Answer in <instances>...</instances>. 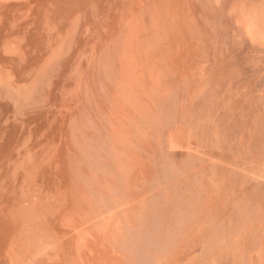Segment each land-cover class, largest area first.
<instances>
[{
    "label": "bare ground",
    "instance_id": "1",
    "mask_svg": "<svg viewBox=\"0 0 264 264\" xmlns=\"http://www.w3.org/2000/svg\"><path fill=\"white\" fill-rule=\"evenodd\" d=\"M20 1L19 3H21ZM52 1L55 2V0ZM69 1L71 3V0ZM75 1L77 3V1L82 2L87 0H72V3L74 4ZM5 2L6 1L2 3L1 1L0 3L3 5ZM63 2L66 1L63 0ZM111 2H109V5L114 3ZM16 3L17 2L14 4ZM61 3L59 2L60 5ZM40 4L42 6V3ZM16 5L18 6V3ZM56 5H58V2ZM112 7L114 8V6ZM13 8L14 7H12V9ZM125 8L127 10L125 12V16H128L124 20L125 25L122 26L123 28H121L122 30L120 31V35L117 36V40L114 42V45L125 47L127 49L129 48L128 51H130L132 55V57L129 55L131 57L130 62L127 70L125 69V76L126 79H128L126 83L128 84L121 89L122 93L119 94L123 98V101L127 103V106L124 107L123 111L120 110L118 108L119 105H117L120 104L118 101L119 98H117L118 95H113L117 98V100H115L114 97V100L118 101L117 104L114 100V103L112 102V106L113 108L115 107L116 110L113 109L110 112L108 111L111 113V115H103L105 118L104 120L107 122V126H104L103 129H100L99 126H97V124L93 121L94 119L90 117L92 114H87L91 110L89 112L85 111L87 113L84 114L83 110H87L89 107L93 106V104H90L91 101L87 100L88 96H86L85 91L83 98H87L85 100L82 98V103L87 100L89 103H86L90 104L91 106L89 105L87 109L86 107L84 109L81 106L82 108L80 110L78 109L77 111V113L80 111L78 114L86 117L82 129H85V133L87 130L88 133L86 135L89 136V138L86 140V143L85 138L83 139V143L80 142L82 143V149L79 147V150H81V158L78 157V164L80 163L79 168H81V171L77 173V175H79V185L83 196V200L80 201V205L82 207V219L84 224L93 222L97 216L100 218V220L103 219V221H105L103 222L105 227H103L100 233L106 236V238L108 236H115L120 239H125L134 234H141L146 244H155L156 251L159 254L158 256L164 257L167 264H264V91H262V93L260 92L261 87L262 90L264 88V83L262 81L263 86L260 83L261 87L257 85L260 88L258 90L256 88L257 86L253 83L254 80L253 82L251 81L253 74L257 75L256 77H260L259 75L262 76L263 74L262 78H264V0H125ZM15 9L16 7L14 8L13 13ZM72 9L73 8L71 6V9L69 10L74 11ZM69 10H67V12ZM110 10L113 9L110 7ZM76 11L77 10L72 12L71 16H74L73 14H76L79 10L77 12ZM1 15L3 14H0V16ZM69 15L70 12L66 14V16L68 19H71V16ZM7 17L8 16L6 14V18ZM53 18L54 17H52V19ZM60 18L63 19V17ZM47 19H50V17L46 18V20ZM59 21H61V19H59ZM63 23L65 24V21ZM62 24L60 25L59 22V25L62 27L58 26V24H54L55 26L57 25L56 30L60 28V30H63ZM61 32L62 31L57 32V34L59 33L61 36L59 34L58 35L63 37L62 40H66V42H64L65 47L63 46L64 43H62L61 38H58L60 40H56L60 41L62 45L59 46L58 44L61 43L55 41L54 35L56 32L55 34L53 33L54 35H52L54 38H49L54 39L53 42H56L54 43L55 46L58 43L56 47L53 44H50V46L53 45L55 48L58 46L60 48L63 47L61 53H59V55L63 56V50L65 51L67 47L71 50L72 46L69 47L70 43L68 40L71 39L70 36L73 32L69 34L70 36L67 35L69 32L64 34L65 36L62 35ZM58 35L55 36L58 37ZM74 35H72V38L76 39L74 38L76 35ZM67 38L69 39L67 40ZM179 44H191L193 47H199L202 54L205 52V47H212V49L210 48L212 51L214 48L221 54H224V56L226 55L225 57L229 58L227 62L229 67L228 69L225 67L227 70L225 69L226 71L222 73L221 77L225 79L230 77H234V79L238 78L244 84L238 79V82L235 81V83H240L241 86H245L238 89H244L243 91H245L246 88V91L243 95L244 97H240V94L243 93V91L241 90V92L237 89V84H235V88L234 86L232 87V82L234 80H232V82L226 80V82L228 81V84L230 83L229 86L231 85L230 87L234 88H230L231 90H228L229 92L225 90V92L228 93L227 95H229L230 92H235L237 89L240 92L237 91L238 94L237 92L236 94H233L234 96L237 95L235 98L239 97L240 99V101L237 99L239 103L238 101H235L236 104H238L237 108L240 106V103L241 106L244 104L241 109H239V111L236 110L238 113H235V117L231 116V114H228L230 108L229 111L226 108L225 110L223 109V111L220 110L221 107H223L222 105L221 107L218 105L213 106V102L216 100L215 98H217V96L214 97V93H219L218 88H216L218 91H213L212 93V90H209L208 93L204 94V90L208 87L205 85L207 87L204 89V81H207L208 84L210 82V78L209 80H206L208 76L204 74V68L202 69L201 67V71L199 72L200 67L198 66V68L195 66L194 70L195 68L196 70L198 68V73H195L196 75L194 74L193 78L191 79V77L188 76L190 72H188L186 75L189 77V81H187L188 83H185V80L183 81L184 83H182L180 81V77L175 75V72L162 64L163 62L161 61V58L163 56L160 58L159 52L165 47H171L172 45ZM53 46L50 48L52 49ZM98 48L100 47L98 46ZM58 49L59 48H57V52H60V49ZM68 49L65 53H69L70 50ZM216 50L211 52L214 53ZM102 51L101 53H104ZM115 51H118V49ZM47 52L49 51L47 50ZM57 52L54 53V55L57 54ZM130 52H127V54ZM186 52L188 54L189 51ZM97 54L99 53L97 52ZM118 54L121 56L119 51ZM124 54L127 55L126 53ZM196 54H198V52ZM54 55L53 57H55ZM192 55L194 54L192 53ZM192 55L189 57H193ZM206 55L205 59L207 57ZM194 57L197 58V55ZM114 58H111V60L114 61ZM200 58L201 56H199L197 59L200 60ZM175 59L172 61L175 62ZM9 61H11V59ZM16 61L18 60L16 59ZM57 61H55V63ZM100 61L102 62V60ZM188 61L185 60V62ZM221 61L220 65L222 66L221 63L223 62ZM197 62L201 61H196V63ZM108 63L111 62L108 60ZM193 63L195 64V62ZM106 64L107 63H105V66ZM176 64L178 66V63ZM213 65H217L215 66V69L219 67L218 64ZM111 66H113V64ZM173 66L176 68V65ZM46 67H48V65ZM109 67L107 70L110 69ZM8 68H10V66ZM1 69L3 68L1 67ZM192 69H190V71H192ZM46 70L48 69L46 68ZM206 70L207 68H205V71ZM111 71L115 72L116 70L111 69L109 72ZM187 71H189V69H187ZM210 71L208 72L207 70L206 72H213ZM88 72H90V74L91 72L94 74L93 70H89ZM17 73L15 72L14 74ZM116 73H118V71H116ZM5 74L6 72L3 74V76ZM84 75L86 79H84V77L82 79H84L85 82L88 79L89 82L91 77L89 79V76L86 77V74ZM118 75L119 74H117V76ZM204 76L206 77L205 79ZM19 77L24 78L18 74V78ZM101 77H103V75ZM218 78H212L213 82H216V79ZM9 80H11L12 83L13 79L10 78ZM14 80H17V78ZM20 81L21 80H19V82ZM199 82L203 83L199 84L202 86V88L198 90L200 86L198 88L195 86L196 83L198 86ZM102 83L105 84V82ZM193 83L194 88L197 90H193L191 87ZM255 83L258 84L256 81ZM8 84L10 85L9 82H6L5 85ZM12 84L8 90L12 88ZM98 85L102 84H97V87ZM182 85L185 86V89L191 85L190 99L192 101L189 100L188 102V99L184 100L187 102L182 101V97H184L183 94H185V91L183 92L184 86ZM222 85L224 86V84ZM227 85L226 87H229ZM86 86L88 85L86 84ZM241 86L238 85V87ZM104 87H106V85H104ZM118 89L119 87H117V90ZM256 89L259 91V94L256 93ZM105 92L102 95H104ZM253 92L256 94L254 95ZM89 93L90 92H88V95ZM111 93L113 92L111 91ZM16 94H19V92H16ZM23 94L24 93L21 94L22 97ZM233 95L230 94L229 97L227 96L229 100L226 99V101L228 100L230 102V98L232 101L234 98L232 97ZM90 96L93 95L90 94ZM223 96L220 95L219 98ZM186 97L187 96L185 95L184 98ZM189 97L190 96L187 98ZM110 98L112 97L110 96ZM142 98H145L146 100H140ZM212 98H214V100H212ZM235 98L234 100H236ZM106 99H108V104H110L109 98ZM221 99L223 98H220L219 101H221ZM234 100L232 102H234ZM92 102H94V100H92ZM235 102L233 105H235L236 108ZM100 103H102V101H99L98 104L100 105ZM230 104L228 105L229 107H234ZM114 105H116L117 108ZM217 106L220 107V109H218ZM77 107L80 108V105H77ZM235 108H233V110ZM81 111H83V115ZM92 111L94 114V110ZM95 111L96 114H98L100 112L97 111L101 110L99 109ZM219 111L220 113L218 114ZM231 113L234 114L232 111ZM109 116L111 117V122L109 120ZM85 117L83 118L85 119ZM83 118L81 117L79 119L82 121ZM65 119L67 120V118ZM75 119L73 120L75 121ZM97 119L99 120V117ZM107 127L112 129H110L111 133H109L110 131L109 128L107 130ZM175 127L178 133L180 129L186 136L188 135V137H190L191 135L192 138H194L193 140H195L194 145L196 144L197 149L200 147H203V149L204 147L208 148V146L213 145L211 143L215 142L218 144L221 141L215 147H217V150H219L220 147L218 146L221 145V149H224V151H221L220 149V153H225V151H227L226 154L229 156L231 155V158H228L227 162L224 156L216 154L212 155V152L209 156H211V158L214 160L212 161L210 157H207V159H210L211 162H207L206 164V161H208L205 160L206 157L203 159V156L199 155L204 153L203 155L205 156L207 153L206 151L202 152L203 150L200 148L202 150L201 152L200 150L194 149L196 150V154L194 153L195 151H191V153L187 155L186 159L183 158L185 159L184 161L181 159L180 162H178L176 159H174L173 153L177 150V148L174 150L175 146L179 144V140H176L174 137L176 134L174 133ZM186 139L189 140V138ZM208 140L214 141L208 142ZM103 141L108 143L105 154V160L108 166L112 167L110 155L112 151L116 152L118 155V160L115 159V164H117V168L119 170H116L115 173L117 174H114L117 177L115 179V184L117 187L110 186V180L109 176H107L108 172L106 166H104L102 170L101 167L96 165V168L94 169L93 165H95V161L93 158L89 157L87 153L84 154V152L87 151L92 156L93 153L88 150V147L97 148L98 146H96L94 143L99 142L101 144ZM183 145L184 143L182 142L181 147ZM214 145L208 149L211 150L210 148H213L215 152L216 148L214 149ZM85 146L86 149L84 148ZM182 148L184 149V147ZM179 150L181 152H185L184 150ZM181 152V157H183V153ZM178 156L175 158H178ZM94 157H96V159H100V156L98 155H94ZM219 157H221V159ZM87 158L88 163L91 166L84 168L81 165H83L84 161H87ZM140 159H144V161H146V167L144 166L146 171L142 172L141 174H137L138 169L135 168L137 165L141 164ZM220 164H224L225 166H221ZM229 165H231V167ZM1 169H3V167ZM1 169V178L4 175L9 176L5 170L7 169L9 171V169H11L10 167H7L6 169L4 168L3 171L6 172H3L4 174L1 172ZM28 172L29 171L27 170V173ZM2 180H4V177ZM9 180L11 181L10 184L12 185V181L14 179L12 180L11 177ZM9 180L6 182L8 185ZM5 181L3 182L5 183ZM3 182L0 183L3 184ZM97 182H99V185L95 188V184ZM5 185L7 184H4L6 189L7 186ZM11 185L8 187H13V189H15L14 187L17 184L14 186ZM4 187L2 185L1 188ZM16 189L10 191L11 195L6 190L4 191L7 194L3 191L5 193H3V197L0 195V226L2 228V225L4 224L8 226H4V231L7 241L10 242H6L7 245L4 244L3 246H5V249L11 247V250L8 249L9 251H7V258H5V256L1 257L3 259L5 258L4 260H6L8 264H31L32 262L28 259L29 257L31 258V255L35 251H42L46 246L53 243L54 241H57L56 239L58 237L55 234V229L52 228V222L48 217L49 214H56L52 213L55 209V205L47 204V202H45V197L37 192L35 188L34 190L29 189L27 192L19 195L15 194L17 191ZM1 190L0 193L2 192ZM12 195H14V198L11 197ZM75 196L76 192L74 193V199L72 198L73 203L76 202ZM127 204H129L130 208L135 205L138 206L135 208V210L128 211L129 209L126 208ZM124 208L126 209L124 210ZM17 209L21 211V213L19 212L20 217L16 215L18 218H20V220H17L16 223V219L18 218L14 219L10 215L11 218L9 221L8 214H13L14 216V214L17 213L14 210ZM78 217L80 216H77V219H79ZM13 220H15L14 223L16 224L13 223ZM10 222H12L14 226L11 225ZM80 224L82 226L83 223ZM86 229H89V227H85L84 225L82 230H77V233L90 231ZM13 233L16 234V237H14L15 235L13 236ZM7 234H11V236ZM8 237L11 239L13 238L14 241L11 239L8 240ZM30 252L32 253L31 255L28 254ZM3 253H6V251ZM0 261L2 260L0 259Z\"/></svg>",
    "mask_w": 264,
    "mask_h": 264
},
{
    "label": "rangeland",
    "instance_id": "2",
    "mask_svg": "<svg viewBox=\"0 0 264 264\" xmlns=\"http://www.w3.org/2000/svg\"><path fill=\"white\" fill-rule=\"evenodd\" d=\"M1 1H2V3L4 1H6L5 2L6 4L4 3L2 5V3H0V14H3L0 16L1 17L0 18V59H1L0 60V66L3 68V69H1V67H0V77H1L0 78V169L3 167V169H1V172L3 173L6 171L9 176L4 175L3 176L4 180H2L3 177L1 178L2 174L0 173V179H1L0 182L2 183L3 181L6 180L5 183L4 182H3V184L0 183V186L2 187V185H3V187H4V184H7V185H5L7 187L10 186L11 181L9 179L12 177V180L14 179L15 183L13 180L11 186H14L17 184L16 185L17 187L16 186L14 187L15 189L17 188L16 189L17 191L16 192L14 191L16 195L23 194V193L27 192L29 189L34 190V188H35V190L37 192H39L40 194H42L45 197V202H47V204L55 205V209L52 213H56V214H49L48 217L50 218V221L52 222L51 223L52 228L55 229V234L58 237L56 239L57 241H54L53 243L49 244L42 251H35L33 254L31 252L28 253L29 255L32 254L31 258L29 257L28 260H30L32 262L31 264H167L164 257L158 256L159 254L156 251L155 244H146L145 240L141 236V234H137V235L134 234V235H131L125 239H120V238L115 237V236H108L106 238V236H104L102 233H100V231L103 229V227H105L104 223H103L105 221H103V219L100 220V218L96 216L95 219L93 220V222H91L89 224H84V221L82 219V207L80 205V201L83 200V196H82V191H81V188L79 185V178H78L79 175H77V173L81 171V168H79L80 163L78 164V162H79L78 157L81 158V154H80L81 150H79V147H80V149H82L81 145L84 141L83 139L85 138V143H86L87 142L86 140L89 138V136L86 135L88 133V131L86 130V133H85V129H82V126H83L84 120H86V117L81 116L80 114H78V113H80V111L78 113H77V111H78V109L80 110L82 107L84 109L86 107V109H87L90 104H93L92 107H95V108L89 107L91 109L88 108L87 110H83V109L82 110L84 111V114L91 110L87 114H92V116L90 115V117H92V119H94L93 121L97 124V126H99L100 129L101 128L103 129L104 126H107V122L104 120L105 118L103 117V115L104 116H106L107 114L111 115V113H109V112L113 109L116 110L115 107L113 108V106H112V104L114 103L113 100L115 97L113 95H116V96L118 95L117 98H119L118 101L120 104H117L118 101H115V100H117L116 97H115L114 101L116 102L117 105H119L118 108L120 110L123 111L124 107L127 106V103H125L123 101V98L119 94L122 93L121 89L125 85L127 86V84H128V83H126V81H128V79H126V76H125V73H126L125 69L127 70L129 62H130V58L132 57V55H131V52L128 51L129 48L127 49L125 47H120V46L114 45V42H116V40H117V36L120 35V31L122 30L121 28H123L122 26L125 25L124 20L128 16V15L125 16V12L127 11L125 8V0H122V1L121 0H114V1L111 0L114 3H112L110 0H97V1L96 0H87V1H82V2L77 1V3L75 1L74 4L72 3V0H71V3L69 0H64L66 2H63V0H55V2L52 0H43V1L42 0H40V1L39 0H32V1L31 0H26V1L25 0L24 1L23 0H21V1L20 0H18V1L17 0L16 1L15 0H0V2ZM19 1L21 3H19ZM15 2L18 3V6L16 5L17 3L14 4ZM39 2L42 3V6ZM57 2H58V5H56ZM59 2L60 3L62 2L63 4L61 3V5H60ZM109 2H111L114 5H112V4L109 5L110 4ZM81 3H83V4H81ZM98 3H99V5H98ZM9 4H10V6H9ZM107 4L109 7L107 6ZM48 5H50V6H48ZM11 6L14 8L16 7L14 13H13L14 8L12 9ZM71 6L73 8L72 10H74V11L69 10V9H71ZM112 6H114V8L117 6H119V7L114 9ZM110 7L113 10H110ZM26 8H28L29 11ZM31 8H32V10H31ZM44 8H45V10H44ZM6 9H9L10 11L6 10ZM123 9H125V10H123ZM11 10H12V12H11ZM34 10H35V12H34ZM67 10H69V11L67 12ZM75 10H77V11L79 10V11L78 12L76 11L77 13L73 14L74 16H71V13L75 12ZM2 11H3V13H2ZM5 11H6V13H5ZM60 11H61V14H60ZM7 12H9V13H7ZM69 12H70L69 16H71V19L70 18L68 19V17H67L68 15L66 16V14H68ZM101 13H102V15H101ZM6 14L8 16L7 18H6ZM63 14H65V15H63ZM49 17H50V19H47L48 20V22H47L46 18H49ZM52 17H54V18L52 19ZM60 17H63V19ZM59 19H61V21H59ZM76 20H78V21H76ZM64 21H65V24L63 23ZM75 21H76V25H75ZM40 22H41V24H40ZM59 22H60V25L63 23L62 24L63 30H60L61 29L60 28V29H57L58 30L57 31L56 30L57 25L55 26L54 24H58V26H60ZM78 22H79V24H78ZM77 24H78V26H77ZM71 25H72V27H71ZM9 26H10V28H9ZM60 27H62V26H60ZM74 30H75V32H74ZM60 31H62L61 32L62 35L69 32L67 34L68 36H70L69 34H71V32H73L70 36L71 39L73 40V42L71 39H69L70 37L67 38V40L69 39L68 42L70 43V46L69 45L68 46L69 47L72 46L71 50H70V48L68 49V47L66 46L67 49L70 51H69V53H65V52H67L66 51L67 49L65 51L63 50L64 51V52L62 51L63 56L59 55V53H61V50L63 49V47L60 48L59 46L62 45V43L66 42V40L65 39L62 40L63 37H60L61 35L59 33L58 34L60 36L57 34V32H60ZM55 32H56V34H55ZM53 33L55 35H58V37L55 36ZM52 35H54L55 41H57L56 39L61 38L62 43L60 41H57V42L61 43V44L57 43L59 45L57 48L60 49V52L59 51L57 52V48H55L57 46V44H56V46L54 45V43H56V42H53L54 39H50L51 37H53ZM72 35H74L75 36L74 38H76L77 40L73 39ZM100 35H101V37H100ZM58 40H60V39H58ZM50 44H53L55 47L52 45L53 48L51 49L50 47H52V46H50ZM63 46L65 47V43ZM98 46L100 48H98ZM188 46H189V48H188ZM46 47H47V49H46ZM194 47L191 44H179V45H172L171 47L163 48L159 52L160 58L163 56L161 58L162 59L161 61L163 62L162 64L166 67H169L173 72H175L176 73L175 75H177V77L178 76L180 77V81L182 83H184L183 82L184 80H185V83L187 81H189V77H191V79H192L193 75L195 73L196 74L198 73L197 70L199 67H200L199 72L201 71V67H202V69L204 68V72H205L204 74H206V76H208L207 78L204 76V79L206 78V80H209V78H210V80H209L210 82L208 81L209 84L207 83V81H204V83H205L203 86L204 89L208 86L204 90V94L208 93L209 90H212L211 92L213 93V91L215 92V91H218V89H219V93L215 92L214 93L215 96L213 95L214 97L217 96V98H215V99L218 101L219 104L215 100L213 102V106L218 105L221 107V105H222L223 107H221V109H220V107L217 106L218 109H220V110L224 109L225 110V108H226V109H228V111L230 108V111H229L230 113L228 112V114H231V116L235 117V115H236L235 113H238V112H236V110L239 111V109H241V107L244 104H242V106H241V103H240V106L237 108L238 104H236V102L238 100L240 101V99H239V97L235 98L237 95L234 96L233 94H236V92L238 90H240L238 88H242L244 86L243 85L244 83L241 82V80H239L236 77H235L236 79H234V77H230L228 79L221 77L222 73L224 71H226L229 67L228 63H227L229 58L225 57L226 55L224 56V54H221L220 52H218L214 48H213V51L214 50H216V51L214 53H212L213 52L211 50L212 47H205L204 48L205 52H204V54H202L201 49L199 47H195V48ZM122 48H124L125 50ZM108 49L110 52L108 51ZM117 49H118V51L122 57L118 54V51H115ZM47 50L49 52H47ZM100 50L101 51L104 50V51H102L104 53H101ZM183 50H185V51H183ZM207 50H209V51H207ZM43 51H45V52H43ZM105 51H108V52H105ZM126 51L130 52V53L127 54ZM174 51H175V53H174ZM177 51H179V52H177ZM186 51H189L188 54ZM56 52H57V54L54 55V53H56ZM97 52L99 54H97ZM184 52H186V53H184ZM197 52H198V54H196ZM9 53H10V55H9ZM122 53L123 54L126 53L127 55H125V54L123 55ZM192 53L194 55H192ZM218 53H219L220 58L218 57ZM96 54H97V56H96ZM211 54H213L215 56V58ZM53 55L55 57H53ZM129 55H131V57ZM190 55H192L193 57L190 58L189 57ZM196 55H197V58L199 56H201L200 60L194 57ZM205 55L208 58L206 57V59H205ZM222 55H223V57H222ZM12 56H14L15 59ZM21 57H23V58H21ZM60 57H62V58H60ZM53 58H54V60L56 59L55 61H57V60L58 61L55 63ZM111 58H114V61L116 60V58H117V60L114 62L111 60ZM175 58L180 61L181 65L179 64V61L176 60ZM224 58L225 59L227 58V59L225 60ZM8 59L9 60L11 59L12 62L9 61ZM16 59L18 61H16ZM174 59H175V62L172 61ZM221 59H222V61H221ZM100 60H102V62ZM108 60L111 63H108ZM185 60L186 61L189 60V61L185 62ZM211 60L214 62H212ZM219 60L221 62H223V63H221L222 66L224 65L223 67L220 65ZM8 61H9V63L10 62L11 63L9 64ZM19 61L22 63H20ZM51 61H52V63H51ZM196 61H201V62L196 63ZM224 61H225V63H224ZM16 62H18V63H16ZM193 62H195V64ZM202 62H203V64H202ZM48 63H50V64H48ZM105 63H107L106 66H105ZM117 63L118 64L120 63V64L118 65ZM176 63H178V66ZM204 63H206V64H204ZM109 64H111V65L113 64V66H111ZM213 64H218L219 67L215 69V66H217V65H213ZM22 65H23V67H22ZM47 65L49 68L46 67ZM170 65H172V66H170ZM173 65H176V68H174L175 66H173ZM9 66H10V68H8ZM15 66H17V67H15ZM107 66L110 69L107 70V68H108ZM195 66H197V67L199 66L197 68V70L195 68L196 71L194 70ZM11 67L13 70L11 69ZM46 68L50 71L46 70ZM186 68L189 69V71H187ZM205 68H207L208 72L210 70L213 71V72L210 71L212 74L206 72L207 70L205 71ZM94 69H96V70H94ZM111 69L118 71V73H116V71L115 72L114 71L109 72ZM190 69H192V71L194 70L193 71L194 73L192 71H190ZM15 70H17V71H15ZM38 70H39V72H38ZM89 70L90 71L93 70L94 74H92V72H91V74H92L91 75L90 72H88ZM120 70H122V71H120ZM181 70H182V72H181ZM184 70H185V72H184ZM178 71H179V74H178ZM5 72H6V74L3 76V74ZM15 72L16 73L18 72V73L14 74ZM47 72H48V74H47ZM188 72H190L188 74L189 77L186 76ZM8 73H9V75H8ZM12 73H13V75H12ZM100 73H101V75H100ZM18 74H19V76L21 75V77H24V78L19 77L20 78L19 79ZM84 74H86V77L89 76V79L91 77L89 82H88V79L85 82L84 79H86V78H85ZM117 74H119V75L117 76ZM15 75H16V77H15ZM102 75H103V77H101ZM107 75H108V77H107ZM96 76H98V77H96ZM256 76L257 75L253 74V76H252L253 78L251 79V81L253 82V80H254V82H253L254 85H256V86L259 85L261 87V85L264 83V80H263L264 78H262L263 74H262V76L259 75L260 77H256ZM9 77L11 79H13L12 83L15 81L17 82V80H18V82H17L18 84L16 82L14 84H12L11 80H9L10 79ZM83 77H84V79H82ZM215 77L216 78L219 77V78L216 79V82L215 81L213 82L212 78H215ZM16 78H17V80H14ZM231 78H233V79H231ZM37 79H38V81H37ZM229 79H231V80H229ZM237 79L241 83H243L242 84L243 86H241L240 83H235V81L238 82ZM19 80H21V81L19 82ZM81 80L82 81L84 80V81L82 82ZM226 80H228L229 82H232V80H234L232 82V87L234 86V88L236 86L235 84H237L238 90L236 89V91L234 90L235 92H232V93L230 92V94L233 95L232 97H234L236 99V100H234V98H233L234 102L236 101L235 102L236 108H235V105H233L234 102H232L233 100L231 101V98H230V102L228 101L229 100L228 97L230 94L227 95L228 93L225 92V90L230 91L231 89H234V88L230 87L231 86V85L229 86L230 83L228 84L227 83L228 81L226 82ZM255 81L258 84H256ZM262 81H263V83H262ZM6 82H9L10 85L12 84V88H11L12 91H11V89L8 90L10 85L9 84H8L9 86L5 85ZM102 82H105V84ZM81 83L83 84V87H82ZM85 83L88 86H86ZM200 83H203V82H199L198 86L196 83L195 87L198 88L200 86L199 85ZM260 83H261V85H260ZM97 84H102V85H98V87H97ZM222 84H224V86ZM104 85H106V87H104ZM205 85H207V86H205ZM226 85L229 87H226ZM238 85H240L241 87H238ZM116 86L119 87L118 90H117ZM182 86H184V85H182ZM190 86L187 87L186 89L184 86L183 92L185 91L184 92L185 94H183V96L185 97V95H186L187 97L188 96H190V97L189 98L182 97L183 98L182 101L187 100V99H188L187 100L188 102H189V100L192 101L190 99L191 98ZM259 86L256 87L258 90L260 89ZM86 87H87V89H86ZM99 87H100V89H99ZM107 87L110 89V92H109V89ZM191 87L193 88V90L196 89V88H194V83ZM214 87H215V89H214ZM225 87H226V89H225ZM103 88H104V90H103ZM201 88H202V86H200V88H198V90ZM216 88H218V89L216 90ZM13 89H14V91H13ZM81 89L83 90V92ZM257 89H256V91H257ZM99 90H101V91H99ZM187 90H189V91H187ZM241 90L243 91L244 89H241ZM84 91H85L86 96H88V98H89L90 94L93 95V96H90L89 99L87 97H85V99L87 98V100L91 101L90 104H88L89 102L87 100L85 102H83L84 104H88V105H84L82 103V98L84 97L83 96ZM111 91L113 93H111ZM240 91H238V92H240ZM245 91H246V88H245ZM245 91H243V93L240 94V97L244 95ZM262 91H264V88L262 90V87H261L260 92L262 93ZM16 92H19L20 95L16 94ZM88 92H90L89 95H88ZM100 92H102V93H100ZM104 92H105V94L102 95ZM114 92H115V94H114ZM238 92H237V94H238ZM22 93H24L23 97L21 95ZM224 93H226V94H224ZM256 93L259 94V91H257ZM256 93L253 92L254 95ZM107 94H109V95H107ZM220 95L221 96L225 95L223 97H220V98H223V99H221V101H219ZM110 96L112 98H110ZM106 98H109L110 104H108L109 102H108V99H106ZM85 99L83 98V100H85ZM226 99H228V100L226 101ZM92 100H94V102H92ZM140 100L144 101L146 99L142 98ZM212 100H214V98H212ZM223 100H225L226 102ZM99 101L100 102L102 101V103H100V105L98 104ZM187 101H184V102H187ZM239 101H238V103H239ZM86 102H88V103H86ZM229 104L234 106V107H232V108H231V106L229 107L228 106ZM77 105H80V108L77 107ZM111 106H112V108H111ZM114 106H116V105H114ZM225 106H227L228 108ZM102 108L104 111L102 110ZM116 108H117V106H116ZM233 108H235L234 109L235 111L233 110ZM99 109L101 111H97V112H100V113L102 112V113L96 114L95 110H99ZM92 110H94V112H95L94 114H93ZM83 111H81L82 115H83ZM85 111H87V112H85ZM231 111L234 112V114L231 113ZM219 113H220V111L218 112V114ZM77 115H79V116H77ZM86 116H89V115H86ZM78 117L79 118L85 117V119L83 118V120L81 121V119H79ZM96 117L97 118L99 117V120ZM65 118H67V120ZM73 119H75V121ZM109 120L111 122V117ZM76 121H78V122H76ZM253 122H254V119H253ZM101 124H102V126H101ZM108 128L109 127H107V130H108ZM110 129L111 128H109V131H110ZM109 133H111V131ZM174 133H176L174 136L175 139L179 140V144L176 145L175 149H174V150H176V148H177V150L176 151L173 150L174 151L173 152L174 153V159H176L178 162H180L181 159H182V161H184L187 158V155L189 153H191V151H193V152L195 151L194 153L196 154V150H200V152L202 150H203L202 152L206 151V153L208 155L206 154L204 156L203 155L204 153H202V155H199V156H203L202 157L203 159H204V157H206L205 160H208V161H206V164H207V162L208 163L211 162L210 159H212V158L209 155L212 152H213L212 155L216 154V155L224 156L226 158V159L224 158L225 160H227L228 158H231L230 157L231 155L229 156L226 154L227 151H225V153H222V152L220 153V149L222 148L221 145L218 146V147H220V149L218 148L219 150H217V147H215L221 141L219 143L217 141L218 144H216L214 142L215 145H214V143H211L214 145V149L216 148L215 152H214L213 148H210L211 150L208 149L209 147L213 146L210 143H208V144L211 146H208V148L204 147V149H203V147H200L202 149L201 150L200 148L199 149L196 148V144L194 145L195 140H193L194 138H192L191 135H190V137H188V135L186 136L183 133V131H181L180 129H179V133H178L176 130V127L174 129ZM101 135H103V134H101ZM85 136H87V137H85ZM185 137L189 138L190 141L187 140ZM178 138H180V139H178ZM196 141H197V139H196ZM213 141L208 140V142H213ZM80 142H82V143H80ZM182 142L185 145V146L184 145L182 146V147H184V149L181 147ZM94 144L98 147L97 148H89L88 147V150H90L93 153V155L91 156L89 154V152H87V151L84 152V154L87 153V155H89V157L93 158V160L95 161V165H93L94 169L96 168V165L98 167H101L102 170H103V167L106 166L107 172H108L107 176H109V180H110V186L111 187H113V186L117 187V185L115 184V179L117 177L114 174H117L115 172H116V170H119L117 168V164H115V159L118 160V155L116 154V152L112 151V153L110 154L111 155V161H112V167H110V166H108V164L105 160L106 148L108 146V143L103 141L101 144L99 142H96ZM189 144H191L192 146ZM87 145H89V144H87ZM84 148L86 149V146ZM179 149L184 150L185 152H183V151L181 152ZM194 149H196V150H194ZM216 151H218V152H216ZM221 151H224V149H221ZM180 152L183 153V157H181L182 155L180 154ZM176 153H177V155H176ZM4 154H6V155H4ZM7 154H8V156H7ZM9 154H11V155H9ZM94 155L100 156V159H96V157H94ZM178 155H180V156H178ZM184 155H185V157H184ZM177 156H178V158H175ZM179 157H181V158H179ZM207 157L208 158L210 157V159H207ZM88 158H87V161L83 162V165H81L82 167L86 168L87 166H91L88 163ZM183 158H185V159H183ZM219 158L221 159V157H219ZM213 160L214 159H212V161ZM4 162H6V163H4ZM227 162H228V160H227ZM142 164H144V165H142ZM146 164H147L146 161H144V159H142L141 164L137 165V167L135 168V169H138L137 174L138 173L141 174L142 172L146 171L145 170ZM220 165L223 166L224 164H220ZM231 165H229V166L231 167ZM7 167L11 168V169H9L10 172L6 169ZM4 168L6 169L5 171H3ZM35 168H36V170H35ZM27 170L29 171L28 173H27ZM8 180H9V185H8V183H6V182H8ZM98 185H99V182H97L95 184V188ZM7 187H6V189H5V187L1 188L2 190L0 189L2 191L0 193V195H2V197H3V193L5 192L4 190L7 191ZM10 188L8 187L7 192H9V194L11 195L10 191L15 190V189H13V187H10ZM75 192H76V196H75L76 202L74 201L75 203H73L72 198L74 199V193ZM11 197L14 198V195H12ZM78 199H79V201H78ZM12 203H14V202H12ZM12 205H14V204H12ZM137 206L138 205H135V206H132L130 208L129 204H127L126 208L129 209L128 211H133V210H135V208ZM57 207H60V208H57ZM126 208H124V210ZM14 211L17 212L14 214L15 217L13 216V214H8L9 221H10L11 216L14 219L20 217L19 214L21 213V211H19L18 209L14 210ZM11 213H13V212H11ZM112 214H113V212H112ZM16 215H18V217ZM53 216H54V218H53ZM77 216H80V217H78L79 219H77ZM55 217H57V218H55ZM111 217H112V215H111ZM108 219H109V217H108ZM17 220H20V218L16 219V223H17ZM59 220H60V222H59ZM11 221H12V219H11ZM14 221L15 220H13V223H14ZM78 222L83 223L85 225V227L88 226L89 229H86V230H90V231H83L81 233H77V230H80V229L82 230L84 227L83 224H82V226L80 223L77 224ZM10 223H11V225H13L12 222H10ZM16 223H14V224H16ZM55 224L57 227L55 226ZM2 226H3V228L0 226V228H1L0 229L1 230L0 231V257L5 256V258H7V256H8L7 251L11 250L10 249L11 247H8L5 249V246H3V245L4 244L7 245L6 242H8L5 231H4L5 230L4 226H6V227H8V226L5 224ZM108 226H109V223H108ZM61 229H63V230H61ZM60 230H61V232H60ZM7 235H9V234H7ZM9 236H11V234ZM13 236L16 237V234L13 233ZM8 238H9L8 240L11 239L10 237H8ZM13 238L11 240H13ZM13 241H11V242H13ZM8 243H10V242H8ZM3 250H5L6 253H3V252H5ZM2 257L0 258L2 260V261H0V263L6 264L7 261L4 260L5 258L3 259Z\"/></svg>",
    "mask_w": 264,
    "mask_h": 264
}]
</instances>
